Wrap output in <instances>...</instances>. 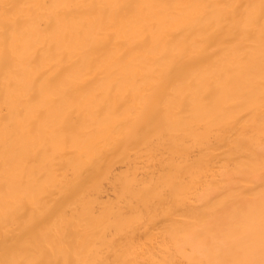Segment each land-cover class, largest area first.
Returning <instances> with one entry per match:
<instances>
[{
    "label": "bare ground",
    "instance_id": "1",
    "mask_svg": "<svg viewBox=\"0 0 264 264\" xmlns=\"http://www.w3.org/2000/svg\"><path fill=\"white\" fill-rule=\"evenodd\" d=\"M0 264H264V0H0Z\"/></svg>",
    "mask_w": 264,
    "mask_h": 264
}]
</instances>
